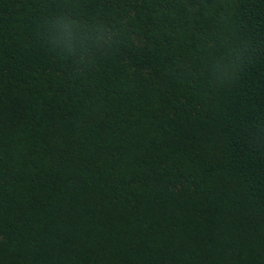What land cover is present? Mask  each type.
<instances>
[{
	"label": "trees",
	"instance_id": "16d2710c",
	"mask_svg": "<svg viewBox=\"0 0 264 264\" xmlns=\"http://www.w3.org/2000/svg\"><path fill=\"white\" fill-rule=\"evenodd\" d=\"M0 264H264V0H0Z\"/></svg>",
	"mask_w": 264,
	"mask_h": 264
}]
</instances>
